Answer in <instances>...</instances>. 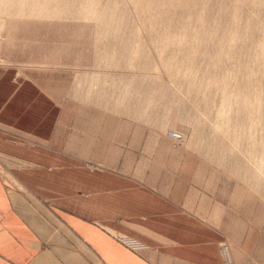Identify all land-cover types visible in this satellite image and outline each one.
Here are the masks:
<instances>
[{
    "label": "rangeland",
    "instance_id": "obj_1",
    "mask_svg": "<svg viewBox=\"0 0 264 264\" xmlns=\"http://www.w3.org/2000/svg\"><path fill=\"white\" fill-rule=\"evenodd\" d=\"M44 1L61 9L41 14ZM0 11V66L47 73L70 123L115 142L126 183L217 216L231 247L263 256L264 0H2Z\"/></svg>",
    "mask_w": 264,
    "mask_h": 264
},
{
    "label": "crops",
    "instance_id": "obj_2",
    "mask_svg": "<svg viewBox=\"0 0 264 264\" xmlns=\"http://www.w3.org/2000/svg\"><path fill=\"white\" fill-rule=\"evenodd\" d=\"M68 108L47 73L0 66V264H264L230 246L217 216L126 183L115 142Z\"/></svg>",
    "mask_w": 264,
    "mask_h": 264
},
{
    "label": "bare ground",
    "instance_id": "obj_3",
    "mask_svg": "<svg viewBox=\"0 0 264 264\" xmlns=\"http://www.w3.org/2000/svg\"><path fill=\"white\" fill-rule=\"evenodd\" d=\"M0 1H2V0H0ZM24 1H25V0H24ZM26 1H27V0H26ZM54 1H55V0H54ZM72 1H73V0H72ZM67 2H68V1H67ZM5 3H6V2H5ZM19 4L21 5V3H18V5H19ZM22 4H23V3H22ZM24 4H25V3H24ZM45 4H47V6H46ZM18 5H17V6H18ZM1 6H2V5H1ZM14 6L16 7V4H15ZM25 6H26V5H25ZM48 6H49V5H48V2H45V1H44V3L42 4V9H41V7H38V8L41 9V11H38V12H41V14H42L43 12H45V13L48 12V14H50V10H51V13H52V10H53L54 8L56 9V7H57V6H56V7L50 9L51 6H50V7H48ZM65 6H66V5H65ZM126 6H127V5H126ZM7 7H8V6H7ZM10 7H11V6H10ZM46 7H48V9H50V10L48 11V10L46 9ZM66 7H67V6H66ZM11 8H12V7H11ZM23 8H25V7H23ZM23 8H22V7H16V8H14V11H15V12H14L13 14H15V13H17V14L22 13V9H23ZM31 8H32L33 11H29V13H30L29 15L33 14L34 11H36V9H37V8L35 9L34 7H31ZM57 8H59V7H57ZM104 8L110 10V11H111L110 14L113 13V12H115V10H116V6H115L114 4H111V5H110V4H107L106 7H104ZM133 8H134V7H133ZM6 9H7V8H6ZM25 9H27V8H25ZM28 9H29V8H28ZM34 9H35V10H34ZM43 9H44V10L46 9L47 11H44ZM59 9H61V8H59ZM67 9H68V7H67ZM123 9L125 10L126 7L123 6ZM7 10H8V9H7ZM7 10H6V11H7ZM12 10H13V9H11V11H12ZM30 10H31V9H30ZM38 10H39V9H38ZM63 10H64V8H63ZM130 10H131V9H130ZM2 11H5V9H2ZM6 11H5V12H6ZM9 11H10V10H9ZM11 11H10V12H11ZM54 11H55V10H54ZM54 11H53V12H54ZM64 11H65V10H64ZM64 11H63V12H64ZM0 12H1V11H0ZM82 12H83L84 14H86L85 16H87V14H88V15H93V14L97 13V12L95 11V9L93 8V6H88V7L85 8ZM26 13H28V11H27ZM36 13H37V11L35 12V14H36ZM55 13L57 14L56 11L54 12V14H55ZM58 13H59V11H58ZM60 13H62V12H60ZM98 13H99V12H98ZM1 14H2V12H1ZM5 14H6V13H5ZM9 14L12 16L11 13H9ZM64 14L66 15V11L64 12ZM67 14H68V13H67ZM99 14L101 15V13H99ZM19 15H20V14H19ZM43 15H46V14H43ZM43 15H40V16H43ZM50 15H51V14H50ZM52 15H53V14H52ZM77 15H78V14H77ZM5 16H6V15H5ZM17 16H18V15H17ZM53 16H54V15H53ZM80 16H81V15H80ZM3 17H4V13H3ZM9 17H10V16H9ZM9 17H8V18H9ZM12 17H14V16H12ZM48 17H49V16H48ZM51 17H52V16H51ZM95 17H96V16H95ZM8 18H7V20H8ZM15 18H16V17H15ZM15 18H14V19H15ZM49 18H50V17H49ZM68 18H69V17H68ZM82 18H83V17H82ZM3 19H4V18H3ZM5 19H6V18H5ZM16 19H17V18H16ZM18 19H20V18H18ZM27 19H28V18H27ZM41 19H42V18H41ZM44 19H45V18H44ZM90 19H91V18H90ZM100 19H101V18H100ZM9 20H10V19H9ZM11 20H12V19H11ZM67 20H68V19H67ZM69 20H70V19H69ZM87 20H88V19H87ZM3 21H4V20H3ZM78 21H79V20H78ZM89 21H90V20H89ZM91 21H93V20H91ZM4 22H5V21H4ZM140 22H141V21H140ZM1 23H2V22H1ZM136 24H137V23H136ZM0 25H1V24H0ZM2 25H6V24L3 23ZM107 25H108V24H107ZM6 26H7V25H6ZM102 26H103V25H102ZM4 27H5V26H4ZM4 27H3V28H4ZM60 27H61V26H60ZM63 27H64V26H63ZM102 28H103V27H102ZM105 28H106V27H105ZM140 29H141V28H140ZM2 30H3V29H2ZM4 30H5V29H4ZM7 30H8V29H7ZM105 30H106V29H105ZM132 31H133V30H132ZM138 31H139V30H138ZM141 31H142V30H141ZM1 32H2V31H1ZM130 32H131V31H130ZM140 33H141V32H140ZM6 34H8V33H6ZM99 34H100V33H99ZM102 34H103V33H102ZM105 34H106V33H105ZM138 34H139V33H138ZM132 35H133V34H132ZM136 35H137V34H136ZM139 35H140V34H139ZM7 36H8V35H7ZM94 36H95V35H94ZM141 36H142V35H141ZM97 37H98V36H97ZM6 38H7V37H6ZM94 39H95V37H94ZM131 39H132V38H131ZM140 39H141V38H140ZM140 39H139V40H140ZM129 40H130V39H129ZM133 40H134V39H133ZM136 40H137V38H136ZM131 41H132V40H131ZM94 42H96V41H94ZM9 44H11V43H9ZM23 45H24V44H23ZM97 45H98V44H97ZM94 49H95V46H94ZM96 58H97V57H96ZM97 59L99 60L100 57L97 58ZM211 62H212V61H210V63H211ZM95 63H96V62H95ZM154 73H155V72H154ZM85 75H86V74H85ZM97 75H98V74H96V73H95V74H91V78H92V79H93V78H96ZM227 110H228V109H227ZM175 131H176V130H175ZM219 133H220V132H217L216 134L220 135L221 133H220V134H219ZM191 134H194V131H193ZM191 134H190V136H191ZM189 141H190V140H189ZM243 157H244V159H243L244 161H245V160H248L247 158H245V156H243ZM235 164L238 165V164H237V161L235 162ZM248 165L251 166V167H254V168H258V166L254 164V161H253L252 159L248 160ZM244 167H245V164H244Z\"/></svg>",
    "mask_w": 264,
    "mask_h": 264
}]
</instances>
